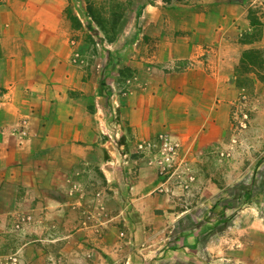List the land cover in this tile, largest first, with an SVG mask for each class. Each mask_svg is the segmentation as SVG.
<instances>
[{
	"label": "crops",
	"instance_id": "obj_1",
	"mask_svg": "<svg viewBox=\"0 0 264 264\" xmlns=\"http://www.w3.org/2000/svg\"><path fill=\"white\" fill-rule=\"evenodd\" d=\"M7 1L0 0V76L5 83L0 96L5 98L0 102V232L21 206L39 215L43 201L63 205L53 194L60 193L64 176L90 168V163L100 165L114 188L124 183V177L130 181L133 197L127 201L135 209L168 212L169 199L153 194L157 173L135 153V146L161 131L197 147L222 138L229 127L232 102L225 94L230 92L239 51L248 46L231 34L241 30L239 24L248 19L249 6L241 0H199L187 8L175 5L191 15L173 21L160 19L164 10H174L173 4L165 7L159 1L145 0L135 7L133 12L147 18V42L129 64L139 72L141 82L115 100L120 101L124 131L116 147L102 134L105 126L113 127L104 116L108 103L100 83L103 74L94 78L71 63L69 1ZM5 16L21 17L16 27L34 29L35 34H15L12 21L5 22ZM8 45L13 48L5 59ZM43 48L49 53L43 54ZM190 60L194 63L186 68ZM146 63L151 72L146 71ZM123 190V195H129L127 187ZM160 249L142 253L152 258L154 253L165 252ZM188 251L184 253L191 256ZM189 259L183 264L198 262Z\"/></svg>",
	"mask_w": 264,
	"mask_h": 264
},
{
	"label": "rangeland",
	"instance_id": "obj_2",
	"mask_svg": "<svg viewBox=\"0 0 264 264\" xmlns=\"http://www.w3.org/2000/svg\"><path fill=\"white\" fill-rule=\"evenodd\" d=\"M68 1L66 14L72 8L83 25L75 29L67 14L71 63L94 74V78L103 74L100 83L108 103L104 116L109 122L120 120V101L115 100L141 82L139 72L129 64L147 42V18L142 12H133L145 0ZM150 1H159L165 7L173 4L174 10L160 13L161 20L170 21L191 15L175 5L187 8L199 4V0ZM241 1L249 6L248 19L241 21V30L231 36L248 46L239 51L229 81L230 92L225 94L232 102L229 127L222 138L197 147L177 137L181 142L179 152L165 173L160 172L157 151L141 152L138 143L135 146V153L156 171L159 182L153 194L169 199L168 212L157 209L150 214L135 209L127 201L133 197L130 181L124 177V183L114 188L100 165L90 163V168H78L64 176L62 188L57 190L60 193L53 194L63 205L55 207L43 201L39 215L24 211L23 206L12 215L5 231L0 232L5 235L0 237V264H183L184 260L190 262V257L198 261L195 264H264V81L252 72V65L242 72L240 81L235 78L245 50H260L264 60V0ZM89 2L109 33L115 34L114 41L107 40L105 31L90 15ZM19 19L5 16V22L12 21L15 34H35L34 29L19 30ZM12 48L5 47V59ZM45 52L49 49L43 48ZM2 55L0 49V59ZM193 63L190 60L185 67ZM146 66L151 72L150 65ZM257 70L264 72L260 67ZM4 92L0 76V96ZM4 100L0 97V102ZM159 134L170 133L161 131L156 137ZM126 187L129 195H123ZM159 247L165 252L154 253L152 258L142 253ZM187 248L191 256L184 253Z\"/></svg>",
	"mask_w": 264,
	"mask_h": 264
},
{
	"label": "built area",
	"instance_id": "obj_3",
	"mask_svg": "<svg viewBox=\"0 0 264 264\" xmlns=\"http://www.w3.org/2000/svg\"><path fill=\"white\" fill-rule=\"evenodd\" d=\"M115 103H117L115 101ZM115 112H112L113 115ZM112 128L105 126L102 129V134L108 141L115 143L117 146L120 144V140L124 135L123 125L119 120L113 119ZM181 142L179 138L171 134H159L152 140H145L138 142L137 149L141 152L157 151L158 166L161 173H165L169 167H172L173 161L176 159ZM168 173V172H166Z\"/></svg>",
	"mask_w": 264,
	"mask_h": 264
},
{
	"label": "trees",
	"instance_id": "obj_4",
	"mask_svg": "<svg viewBox=\"0 0 264 264\" xmlns=\"http://www.w3.org/2000/svg\"><path fill=\"white\" fill-rule=\"evenodd\" d=\"M88 10H89L90 15L93 17V19L99 25V27L103 31H105V35H106L107 40L111 41V42L114 41L116 38L115 34L109 33V30L104 25L103 18L95 12V10L93 9V6L90 2L88 4ZM67 14H68V18L70 19V21H71V23L75 29L82 28V26H83L82 22H81L80 18L74 13L72 8L69 7L67 9ZM263 64H264V60L261 57V51L260 50H245L242 54L240 64L237 66L235 78L240 81L241 78L243 77L242 72L247 71V69H249L248 68L249 65H252V66H254V70H252V72L257 74V77L264 81V72H261V71L258 72V70H257L258 67H260V69H264Z\"/></svg>",
	"mask_w": 264,
	"mask_h": 264
}]
</instances>
